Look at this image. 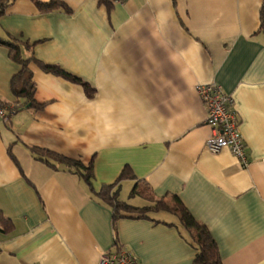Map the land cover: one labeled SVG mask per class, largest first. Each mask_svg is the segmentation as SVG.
Listing matches in <instances>:
<instances>
[{
    "label": "crops",
    "instance_id": "crops-1",
    "mask_svg": "<svg viewBox=\"0 0 264 264\" xmlns=\"http://www.w3.org/2000/svg\"><path fill=\"white\" fill-rule=\"evenodd\" d=\"M63 1L67 10L41 12L14 0L0 17V38L29 60L39 106L13 92L22 65L0 44V101L19 106L0 121V208L14 223L0 230V264H98L117 246L139 264H193L177 214L114 224L97 193L125 169L121 200L178 198L208 228L223 264H264V0ZM40 63L87 82L92 96ZM211 82L234 98L246 164L206 146L212 127L197 87ZM33 148L92 163L91 184L78 166ZM138 184L153 199L139 188L132 195ZM139 196L146 203L132 204Z\"/></svg>",
    "mask_w": 264,
    "mask_h": 264
},
{
    "label": "trees",
    "instance_id": "trees-1",
    "mask_svg": "<svg viewBox=\"0 0 264 264\" xmlns=\"http://www.w3.org/2000/svg\"><path fill=\"white\" fill-rule=\"evenodd\" d=\"M14 0H0V17L5 14L6 10L13 3ZM41 12H51L55 10H67V6L63 0H33ZM102 3L111 7L114 2L111 0H100ZM260 30L264 31V1L260 12ZM0 44L7 46L10 50V56L13 60L22 65L21 71L14 76L12 79V90L17 96H24L29 102H32L34 106H38L34 99L35 94V83L33 82V75L31 70L28 68V59H24L20 49V45L6 39L0 38ZM40 66L48 72H52L56 75L63 76L67 79L77 81L82 83L85 87L86 92L89 96H92L93 90L87 82L65 72L60 67L56 65H49L40 63ZM39 107V106H38ZM33 150L40 154L51 155L52 158L67 163L68 165L78 166V170L81 175L91 184V179L93 178V164L89 166H84L81 162L74 159L67 158L65 156L46 152L39 148H33ZM10 151V150H9ZM55 167V165L51 164ZM130 171L127 169L121 174L119 179L112 185L104 186L97 196L101 198L104 202L109 204L113 209V222L126 216L127 214L133 215L134 217L148 218L149 213L164 210L170 211L178 215L179 220L188 232V237L191 244L196 250V254L193 260V264H223L221 254L216 240L213 238L208 228L200 223L195 217L184 207L182 201L178 198L174 199V203L168 202L164 199L156 201L153 205H147L143 207L133 206L126 201H123L119 197L120 193V182L129 177ZM142 186V185H141ZM116 187V189H115ZM137 188L140 189V184L137 185L132 191V195L137 193ZM146 188L140 189V194L143 196L153 199V196L146 191ZM14 226L12 219L6 216L3 210L0 208V230L3 232L10 231ZM117 244V242H116Z\"/></svg>",
    "mask_w": 264,
    "mask_h": 264
},
{
    "label": "built area",
    "instance_id": "built-area-1",
    "mask_svg": "<svg viewBox=\"0 0 264 264\" xmlns=\"http://www.w3.org/2000/svg\"><path fill=\"white\" fill-rule=\"evenodd\" d=\"M111 1L121 3L123 0ZM197 92L207 110L206 123L212 127V134L206 141L207 148L213 153L227 148L246 164V145L233 96L217 82L200 84ZM18 108L19 106L7 108L0 101V121L7 122ZM98 264H139V260L132 251L117 246L114 250L102 252Z\"/></svg>",
    "mask_w": 264,
    "mask_h": 264
},
{
    "label": "rangeland",
    "instance_id": "rangeland-1",
    "mask_svg": "<svg viewBox=\"0 0 264 264\" xmlns=\"http://www.w3.org/2000/svg\"><path fill=\"white\" fill-rule=\"evenodd\" d=\"M132 187L133 186H127V185L124 186V190L122 191L121 198L127 200L128 199V195L130 194ZM153 202L155 203L156 201H153ZM131 203L132 204H142V203H146V202L139 196V197H136L135 199L131 200ZM173 203L174 202H172V204Z\"/></svg>",
    "mask_w": 264,
    "mask_h": 264
}]
</instances>
